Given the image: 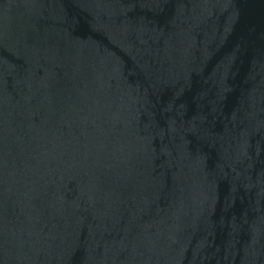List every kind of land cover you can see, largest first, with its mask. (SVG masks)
I'll list each match as a JSON object with an SVG mask.
<instances>
[{
  "label": "water",
  "instance_id": "95a60500",
  "mask_svg": "<svg viewBox=\"0 0 264 264\" xmlns=\"http://www.w3.org/2000/svg\"><path fill=\"white\" fill-rule=\"evenodd\" d=\"M0 264H264V0H0Z\"/></svg>",
  "mask_w": 264,
  "mask_h": 264
}]
</instances>
